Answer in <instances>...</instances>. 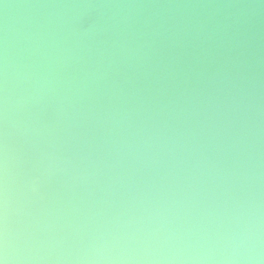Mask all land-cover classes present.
Here are the masks:
<instances>
[{
    "label": "bare ground",
    "instance_id": "6f19581e",
    "mask_svg": "<svg viewBox=\"0 0 264 264\" xmlns=\"http://www.w3.org/2000/svg\"><path fill=\"white\" fill-rule=\"evenodd\" d=\"M3 264H264V0H0Z\"/></svg>",
    "mask_w": 264,
    "mask_h": 264
},
{
    "label": "snow or ice",
    "instance_id": "6c2138e0",
    "mask_svg": "<svg viewBox=\"0 0 264 264\" xmlns=\"http://www.w3.org/2000/svg\"><path fill=\"white\" fill-rule=\"evenodd\" d=\"M0 264H3V262H2V261H0Z\"/></svg>",
    "mask_w": 264,
    "mask_h": 264
}]
</instances>
